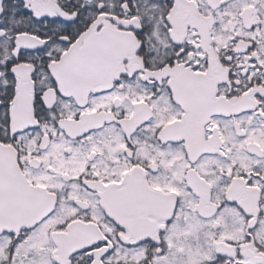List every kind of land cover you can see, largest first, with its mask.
Returning <instances> with one entry per match:
<instances>
[{"label":"snow or ice","instance_id":"6c2138e0","mask_svg":"<svg viewBox=\"0 0 264 264\" xmlns=\"http://www.w3.org/2000/svg\"><path fill=\"white\" fill-rule=\"evenodd\" d=\"M0 264H264V0H0Z\"/></svg>","mask_w":264,"mask_h":264}]
</instances>
